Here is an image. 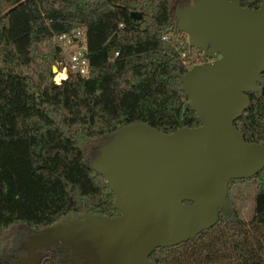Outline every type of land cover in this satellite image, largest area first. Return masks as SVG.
<instances>
[{
	"label": "trees",
	"instance_id": "obj_1",
	"mask_svg": "<svg viewBox=\"0 0 264 264\" xmlns=\"http://www.w3.org/2000/svg\"><path fill=\"white\" fill-rule=\"evenodd\" d=\"M190 1L0 0V264L24 256L31 233L67 214L118 213L91 161L122 125L144 121L171 132L200 123L179 77L203 61L174 14ZM131 10L141 15L133 18ZM77 25L89 72L70 71L57 83L52 34ZM257 83L259 91L245 92L250 103L234 124L246 141L264 143V71ZM251 177L249 220L235 207L220 211L192 238L152 250L153 264H264V167ZM39 248L58 259L56 243Z\"/></svg>",
	"mask_w": 264,
	"mask_h": 264
},
{
	"label": "water",
	"instance_id": "obj_2",
	"mask_svg": "<svg viewBox=\"0 0 264 264\" xmlns=\"http://www.w3.org/2000/svg\"><path fill=\"white\" fill-rule=\"evenodd\" d=\"M174 14L189 44L203 50V61L179 73L200 123L171 132L144 121L122 125L91 161L118 213L67 214L31 233L26 255L12 264H33L40 258L36 247L51 243L85 249L87 264H153L156 247L192 238L216 223L220 211L232 213L230 180L264 167V143L246 141L234 124L250 103L245 92L260 90L264 0L256 7L191 0Z\"/></svg>",
	"mask_w": 264,
	"mask_h": 264
},
{
	"label": "built area",
	"instance_id": "obj_3",
	"mask_svg": "<svg viewBox=\"0 0 264 264\" xmlns=\"http://www.w3.org/2000/svg\"><path fill=\"white\" fill-rule=\"evenodd\" d=\"M166 33L162 38H166ZM52 40L58 47L59 58L57 60V72L53 75V80L59 83L63 78H58L57 73L63 70L75 71L87 74L90 69V62L87 55L86 37L83 26L77 25L70 30L53 32ZM117 53V51H116ZM184 55V54H183Z\"/></svg>",
	"mask_w": 264,
	"mask_h": 264
},
{
	"label": "rangeland",
	"instance_id": "obj_4",
	"mask_svg": "<svg viewBox=\"0 0 264 264\" xmlns=\"http://www.w3.org/2000/svg\"><path fill=\"white\" fill-rule=\"evenodd\" d=\"M55 60L53 66H57ZM58 70V68H57ZM56 70V72H57ZM56 72H53L54 74ZM53 74V75H54ZM62 70L57 73L58 78H62ZM65 78V74H64ZM256 192V180L252 177L237 179L231 183L228 190V199L232 202L238 215L246 220H249L254 213V196Z\"/></svg>",
	"mask_w": 264,
	"mask_h": 264
},
{
	"label": "flooded vegetation",
	"instance_id": "obj_5",
	"mask_svg": "<svg viewBox=\"0 0 264 264\" xmlns=\"http://www.w3.org/2000/svg\"><path fill=\"white\" fill-rule=\"evenodd\" d=\"M56 244L59 247V249L57 248L55 251V253L58 254L57 260L53 257L54 254L53 250L50 249L43 250L42 248L38 249V246H40L38 245L36 247V250L39 253L40 258L37 261H35L33 264H36L37 262H39V264L42 263L43 264H87L89 262V259L85 257V255L88 254L85 249H79L77 247L71 246L68 251H65L64 250V248L66 247L65 244H61V243H56ZM25 255L26 254H24V256ZM24 256H18V257H24ZM15 259H13V261Z\"/></svg>",
	"mask_w": 264,
	"mask_h": 264
},
{
	"label": "bare ground",
	"instance_id": "obj_6",
	"mask_svg": "<svg viewBox=\"0 0 264 264\" xmlns=\"http://www.w3.org/2000/svg\"><path fill=\"white\" fill-rule=\"evenodd\" d=\"M62 72H64V74H65V77H66V76H67L66 72H65V71H63V70H62ZM63 77H64V75L62 74V78H63Z\"/></svg>",
	"mask_w": 264,
	"mask_h": 264
}]
</instances>
